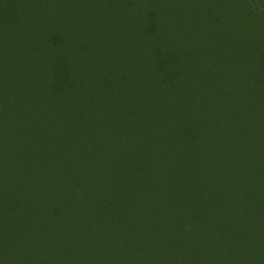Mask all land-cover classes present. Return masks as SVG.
<instances>
[{
	"label": "trees",
	"instance_id": "trees-1",
	"mask_svg": "<svg viewBox=\"0 0 264 264\" xmlns=\"http://www.w3.org/2000/svg\"><path fill=\"white\" fill-rule=\"evenodd\" d=\"M164 60L95 93L65 61L0 76V256L264 264V109Z\"/></svg>",
	"mask_w": 264,
	"mask_h": 264
},
{
	"label": "rangeland",
	"instance_id": "rangeland-1",
	"mask_svg": "<svg viewBox=\"0 0 264 264\" xmlns=\"http://www.w3.org/2000/svg\"><path fill=\"white\" fill-rule=\"evenodd\" d=\"M165 58L184 80L238 96L239 110L250 101L264 109V0H0V76L15 65L21 82L49 77L65 61L95 93L140 81ZM9 238L0 259L11 264Z\"/></svg>",
	"mask_w": 264,
	"mask_h": 264
}]
</instances>
